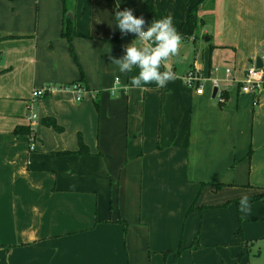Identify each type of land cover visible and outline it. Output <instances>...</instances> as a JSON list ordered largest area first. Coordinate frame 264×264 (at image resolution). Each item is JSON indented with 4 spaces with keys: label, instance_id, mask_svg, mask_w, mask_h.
Instances as JSON below:
<instances>
[{
    "label": "crops",
    "instance_id": "0c3cea01",
    "mask_svg": "<svg viewBox=\"0 0 264 264\" xmlns=\"http://www.w3.org/2000/svg\"><path fill=\"white\" fill-rule=\"evenodd\" d=\"M146 1L119 0V10L150 24ZM201 1L154 4L177 28ZM117 2L68 1L74 59L63 0H0V264H239L247 246L232 239V203L264 200V91L255 104L240 88L264 64V0L204 1L198 34L170 61L177 79L112 100L116 77L128 84L138 71L111 63L135 39L116 28ZM194 68L201 95L183 83ZM75 82L82 100L63 89ZM43 86L56 90L37 101L34 133H17ZM79 134L89 154L76 153Z\"/></svg>",
    "mask_w": 264,
    "mask_h": 264
},
{
    "label": "clouds",
    "instance_id": "9594fccd",
    "mask_svg": "<svg viewBox=\"0 0 264 264\" xmlns=\"http://www.w3.org/2000/svg\"><path fill=\"white\" fill-rule=\"evenodd\" d=\"M115 7L117 10L114 21L121 37L133 34L135 39L123 46L124 55L120 58L110 57L111 63L123 76H128L134 70L138 71L130 76L128 84H123L120 77H116L112 87L106 89L110 99H119L121 91L127 93L129 85L143 89L155 84L158 88H164L174 82L177 76L170 66V61L180 54L184 38L174 26L173 17L166 15L153 19L148 24L143 16H135L131 8L119 10V0ZM238 211L242 217L251 214L252 204L247 194L241 196Z\"/></svg>",
    "mask_w": 264,
    "mask_h": 264
},
{
    "label": "trees",
    "instance_id": "16d2710c",
    "mask_svg": "<svg viewBox=\"0 0 264 264\" xmlns=\"http://www.w3.org/2000/svg\"><path fill=\"white\" fill-rule=\"evenodd\" d=\"M64 1V5H65V15H64V22H63V29H62V37L66 38L69 42H70V50H71V54L74 57V59L76 58V54L72 45V41L73 39L77 36L76 30H75V19L69 17L67 14L69 13V4L67 0H63ZM206 1L203 0L199 3H197L196 5L192 6L189 14L186 18V20L177 27V30L182 34L184 39H189L190 37H195L198 32H199V28L200 26L203 24V19L199 16V10L201 8L202 3ZM145 7L146 10L149 13V20L150 22L153 19H158L157 17V13H156V9H155V4H154V0H147L145 2ZM85 77H83V81ZM42 123L44 125H47L49 127H53L54 129L58 130V131H62L63 127H61L55 118L52 117H46L42 120ZM25 128V129H23ZM21 129H17L16 132L20 133L23 132L26 134H31L32 130L30 129V127H23ZM78 154H89L90 150L89 147L86 145V143L83 140V137L81 134H79V150L76 152ZM194 208V206H192L189 210L192 211ZM124 224V226L126 227L127 223L125 221H120ZM237 236H243V232L241 229H239L236 232ZM182 247L179 248L176 251V257L179 256L182 253ZM238 262L239 264H250V255L249 252H245V253H241L238 256Z\"/></svg>",
    "mask_w": 264,
    "mask_h": 264
},
{
    "label": "built area",
    "instance_id": "2783aa9c",
    "mask_svg": "<svg viewBox=\"0 0 264 264\" xmlns=\"http://www.w3.org/2000/svg\"><path fill=\"white\" fill-rule=\"evenodd\" d=\"M204 77L201 74L200 69H191L184 77L183 83L186 86L196 88L197 94L204 93L203 85ZM214 87L218 88V80L212 79ZM241 91L244 93H252L256 95L255 104L258 103V96L264 91V68L250 67L245 73L244 79L241 81ZM63 89L73 91L78 100H82L87 89L80 82H75ZM56 90L52 86H43L33 90L32 97L28 102V112L26 119L29 122V127L32 130L31 135L34 133V128L39 122V115L36 109V103L40 98L46 97ZM94 97V95H93Z\"/></svg>",
    "mask_w": 264,
    "mask_h": 264
},
{
    "label": "rangeland",
    "instance_id": "374dc122",
    "mask_svg": "<svg viewBox=\"0 0 264 264\" xmlns=\"http://www.w3.org/2000/svg\"><path fill=\"white\" fill-rule=\"evenodd\" d=\"M69 1V0H68ZM70 5V4H69ZM177 59H182V57L177 56ZM184 77V76H183ZM182 77V79H183ZM239 200H235L232 204L234 205V210L236 213V226L232 233V239L239 241V243H244L246 247V252L250 255V264H264V200L250 199L252 204V212L248 216L242 217L238 211ZM230 203H226L224 206H228ZM231 204V205H232ZM241 229L243 232L242 236H237L236 232ZM198 244H196L197 247ZM231 247L235 245L232 243L228 244ZM183 251V250H182ZM213 251V250H212ZM222 251L215 250L213 256L215 258H225ZM220 254V255H219ZM182 254L176 257L174 262L176 263ZM183 261V259H182Z\"/></svg>",
    "mask_w": 264,
    "mask_h": 264
},
{
    "label": "water",
    "instance_id": "95a60500",
    "mask_svg": "<svg viewBox=\"0 0 264 264\" xmlns=\"http://www.w3.org/2000/svg\"><path fill=\"white\" fill-rule=\"evenodd\" d=\"M67 15L71 18H74L71 12H69ZM263 67H264L263 61H262L261 57H258L257 61H256V68H263ZM216 92H217V90L214 91V94Z\"/></svg>",
    "mask_w": 264,
    "mask_h": 264
}]
</instances>
